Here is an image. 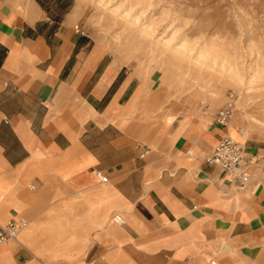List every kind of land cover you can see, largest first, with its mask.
I'll return each instance as SVG.
<instances>
[{"label":"crops","instance_id":"1","mask_svg":"<svg viewBox=\"0 0 264 264\" xmlns=\"http://www.w3.org/2000/svg\"><path fill=\"white\" fill-rule=\"evenodd\" d=\"M74 8L0 0V223L28 222L0 264H264V166L237 188L205 161L236 125L159 159L127 118L139 83L76 32Z\"/></svg>","mask_w":264,"mask_h":264},{"label":"rangeland","instance_id":"2","mask_svg":"<svg viewBox=\"0 0 264 264\" xmlns=\"http://www.w3.org/2000/svg\"><path fill=\"white\" fill-rule=\"evenodd\" d=\"M72 15L91 48L139 83L127 118L152 127L159 159L200 143L231 93L233 137L264 149V0H75Z\"/></svg>","mask_w":264,"mask_h":264},{"label":"built area","instance_id":"3","mask_svg":"<svg viewBox=\"0 0 264 264\" xmlns=\"http://www.w3.org/2000/svg\"><path fill=\"white\" fill-rule=\"evenodd\" d=\"M75 30L77 33L85 35V32L79 26H76ZM236 100V94L231 93L226 105L215 115L214 121L216 124L223 127L228 126L236 110ZM205 161L209 165L222 169L229 184L237 188H244L249 183L251 170L259 165L264 166V149L261 152L251 153L245 144L227 136L217 143L213 151L205 157ZM97 175L102 182L108 181V178L102 172H98ZM112 221L119 227L126 225L125 218L121 213H115L112 216ZM27 224V220L23 218L0 223V245L16 240ZM206 264H219V262L213 258Z\"/></svg>","mask_w":264,"mask_h":264},{"label":"bare ground","instance_id":"4","mask_svg":"<svg viewBox=\"0 0 264 264\" xmlns=\"http://www.w3.org/2000/svg\"><path fill=\"white\" fill-rule=\"evenodd\" d=\"M232 138H233V137H232ZM234 139H235V138H234ZM236 140H237V139H236ZM3 244H4V243H3ZM1 245H2V244H1ZM1 245H0V246H1Z\"/></svg>","mask_w":264,"mask_h":264}]
</instances>
